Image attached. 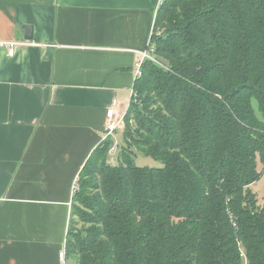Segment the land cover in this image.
<instances>
[{
	"label": "trees",
	"instance_id": "16d2710c",
	"mask_svg": "<svg viewBox=\"0 0 264 264\" xmlns=\"http://www.w3.org/2000/svg\"><path fill=\"white\" fill-rule=\"evenodd\" d=\"M152 40L157 61L135 79L120 163L108 162L110 136L80 173L67 255L264 264V205L251 189L264 172V0H166ZM131 147L163 165L136 164Z\"/></svg>",
	"mask_w": 264,
	"mask_h": 264
},
{
	"label": "crops",
	"instance_id": "0c3cea01",
	"mask_svg": "<svg viewBox=\"0 0 264 264\" xmlns=\"http://www.w3.org/2000/svg\"><path fill=\"white\" fill-rule=\"evenodd\" d=\"M159 2L0 0V41L25 43L0 46V264H70L75 185L128 109Z\"/></svg>",
	"mask_w": 264,
	"mask_h": 264
},
{
	"label": "rangeland",
	"instance_id": "374dc122",
	"mask_svg": "<svg viewBox=\"0 0 264 264\" xmlns=\"http://www.w3.org/2000/svg\"><path fill=\"white\" fill-rule=\"evenodd\" d=\"M254 106L256 108L257 113L259 114V110L257 108V103L256 100H253ZM135 124V123H133ZM125 127L122 130H119L118 132H120L119 134H117L118 132H116L115 134H117L115 136V138L113 137L114 135L111 136L112 138V145H111V149L109 151V155H108V162L110 164H118L120 163V155H121V150L122 148L128 147L127 144L124 142V138H123V132H124ZM130 152L134 153V160L136 162V164L138 165H148V166H162L163 163L159 160L154 159L153 157L150 156H146L144 155V153H142L141 151H139L137 148L135 147H131ZM263 169V165L261 163H259V170ZM251 189L253 190V192L256 193L257 198H258V203L260 206L264 205V172L261 175V177L255 181L254 183L251 184ZM71 224L74 226H83V222H81L79 220L78 217L73 216L72 217V221ZM70 264H76V261L74 258H71V262Z\"/></svg>",
	"mask_w": 264,
	"mask_h": 264
},
{
	"label": "built area",
	"instance_id": "2783aa9c",
	"mask_svg": "<svg viewBox=\"0 0 264 264\" xmlns=\"http://www.w3.org/2000/svg\"><path fill=\"white\" fill-rule=\"evenodd\" d=\"M166 0H160L159 5H162ZM154 34V26L151 32V36L148 41L147 48L142 52V60L137 63L136 67V77L141 75V66L142 62L145 59H150L157 61L155 56V44L152 40V36ZM18 44H25L24 42L18 41H0V46L6 47L10 55H13L15 52V46ZM125 114L117 113L115 108H109L107 111V117L105 121V128H104V136L103 139H106L112 135H114L119 130H122L125 127ZM111 149V148H110ZM77 189L75 185L74 191ZM59 256L64 260L66 257V250H62L59 253Z\"/></svg>",
	"mask_w": 264,
	"mask_h": 264
},
{
	"label": "water",
	"instance_id": "95a60500",
	"mask_svg": "<svg viewBox=\"0 0 264 264\" xmlns=\"http://www.w3.org/2000/svg\"><path fill=\"white\" fill-rule=\"evenodd\" d=\"M23 28L25 29V38L28 40H32L33 35V25L31 24H24Z\"/></svg>",
	"mask_w": 264,
	"mask_h": 264
}]
</instances>
